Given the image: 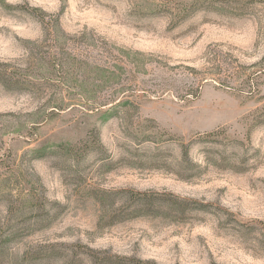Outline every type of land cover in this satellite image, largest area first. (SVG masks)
Segmentation results:
<instances>
[{
	"label": "rangeland",
	"instance_id": "obj_1",
	"mask_svg": "<svg viewBox=\"0 0 264 264\" xmlns=\"http://www.w3.org/2000/svg\"><path fill=\"white\" fill-rule=\"evenodd\" d=\"M0 264H264V0H0Z\"/></svg>",
	"mask_w": 264,
	"mask_h": 264
},
{
	"label": "trees",
	"instance_id": "obj_2",
	"mask_svg": "<svg viewBox=\"0 0 264 264\" xmlns=\"http://www.w3.org/2000/svg\"><path fill=\"white\" fill-rule=\"evenodd\" d=\"M218 129L217 130H212V131H208L206 132V134L208 135H213V134H216L218 133ZM189 147L190 146H187L184 144V151H183V154H184V157L185 156H188L189 154ZM134 195H132V198L134 200H138V201H148V203L150 204V206H152L151 204H153L154 202V196H161L160 195V192H156V191H132ZM143 208H145L144 206H142ZM139 209V212H149L151 213L153 208L151 207L150 209Z\"/></svg>",
	"mask_w": 264,
	"mask_h": 264
}]
</instances>
